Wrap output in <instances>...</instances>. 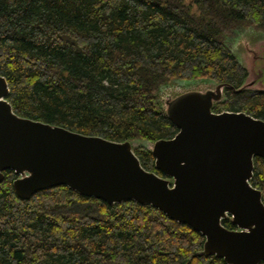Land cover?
<instances>
[{
  "label": "trees",
  "instance_id": "trees-1",
  "mask_svg": "<svg viewBox=\"0 0 264 264\" xmlns=\"http://www.w3.org/2000/svg\"><path fill=\"white\" fill-rule=\"evenodd\" d=\"M249 28L264 31V0H0V74L20 116L154 141L178 131L162 86L243 82L247 70L229 43ZM213 110L264 120V91L225 88ZM134 152L163 175L149 149ZM253 161L250 182L264 202V160ZM15 177L6 170L0 182V264H226L197 256L204 237L155 207L109 205L64 185L20 199Z\"/></svg>",
  "mask_w": 264,
  "mask_h": 264
},
{
  "label": "water",
  "instance_id": "water-1",
  "mask_svg": "<svg viewBox=\"0 0 264 264\" xmlns=\"http://www.w3.org/2000/svg\"><path fill=\"white\" fill-rule=\"evenodd\" d=\"M257 58L242 64L247 75L238 87L213 81V87L162 94L164 111L178 131L141 146L151 151L163 175L142 166L134 152L137 140L115 141L18 115L0 74V182L4 171H13L20 199L64 185L109 205L128 200L150 205L204 237L197 256L260 264L264 202L250 180L254 157L264 160V120L245 111L213 110L225 88L264 91V68L254 69ZM226 218L236 228L224 226Z\"/></svg>",
  "mask_w": 264,
  "mask_h": 264
},
{
  "label": "rangeland",
  "instance_id": "rangeland-1",
  "mask_svg": "<svg viewBox=\"0 0 264 264\" xmlns=\"http://www.w3.org/2000/svg\"><path fill=\"white\" fill-rule=\"evenodd\" d=\"M231 50L236 55L238 61L245 65L249 63L252 56H260L254 62V69L264 68V31L258 30L257 28H249L241 35L236 37L235 41L229 43ZM262 81L264 84V70ZM214 82L211 80H180L172 86H162L160 92L162 93H179L188 89H205L213 87ZM161 93V94H162ZM133 145H144L149 147L151 142L146 139L133 141Z\"/></svg>",
  "mask_w": 264,
  "mask_h": 264
}]
</instances>
